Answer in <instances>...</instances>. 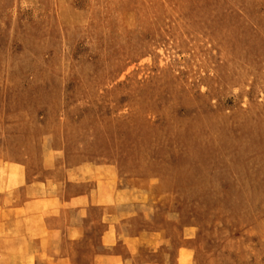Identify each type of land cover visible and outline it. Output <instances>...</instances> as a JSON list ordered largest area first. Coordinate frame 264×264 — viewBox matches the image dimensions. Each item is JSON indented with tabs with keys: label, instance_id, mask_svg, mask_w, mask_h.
<instances>
[{
	"label": "rangeland",
	"instance_id": "374dc122",
	"mask_svg": "<svg viewBox=\"0 0 264 264\" xmlns=\"http://www.w3.org/2000/svg\"><path fill=\"white\" fill-rule=\"evenodd\" d=\"M22 170L73 258L264 264V0H0Z\"/></svg>",
	"mask_w": 264,
	"mask_h": 264
},
{
	"label": "crops",
	"instance_id": "0c3cea01",
	"mask_svg": "<svg viewBox=\"0 0 264 264\" xmlns=\"http://www.w3.org/2000/svg\"><path fill=\"white\" fill-rule=\"evenodd\" d=\"M41 192L39 180L23 170L17 184L0 179V264H117L115 259L73 258V246L61 242L64 232Z\"/></svg>",
	"mask_w": 264,
	"mask_h": 264
}]
</instances>
